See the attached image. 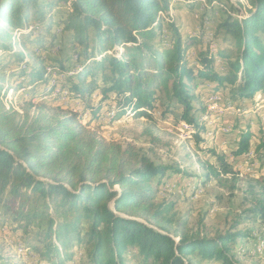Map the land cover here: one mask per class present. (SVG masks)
Masks as SVG:
<instances>
[{
    "label": "trees",
    "instance_id": "1",
    "mask_svg": "<svg viewBox=\"0 0 264 264\" xmlns=\"http://www.w3.org/2000/svg\"><path fill=\"white\" fill-rule=\"evenodd\" d=\"M171 1L0 0V51H13L6 41L28 27L32 7L42 23L54 9L64 8L59 23L76 45L70 74L64 63L47 64L40 56L35 62L28 60L27 42L40 51L43 41H26L33 31L20 37L24 49L10 56L14 75L21 78L15 89L23 88L28 96L20 109L6 108L0 79V211L39 253L40 264H67L74 258L75 245L84 248L85 264H196V259L240 264L237 247L248 233L209 237L189 234L180 224L175 233L169 227L174 206L157 202L154 182L161 183L168 173H181L178 166L157 164L129 145L101 138L81 122L79 112L64 108L53 97L60 86L70 102L85 106L99 90L101 100L92 111L101 115L112 101L116 108L112 118L128 108L149 113L161 99L168 111H181L180 119L197 128L199 139L203 126L192 113L193 84H216L215 92L227 84L232 99L241 101L264 90V0H247L251 6L247 16L239 19L227 12L217 26L224 41L232 40L238 50L235 59L218 52L228 60L225 71L215 68L216 55L209 49L198 54V65H190L188 41L173 22H167L170 46L157 40L163 21L159 13L167 12ZM10 63L0 60V71L12 67ZM48 66L62 76L55 84ZM38 97L43 100L34 102ZM49 98L58 105L47 103ZM250 140V131L242 132L235 154L248 152ZM262 148L264 141L256 152ZM217 159L221 169L208 166L214 176L231 172L224 156ZM249 212L264 220V203Z\"/></svg>",
    "mask_w": 264,
    "mask_h": 264
},
{
    "label": "rangeland",
    "instance_id": "2",
    "mask_svg": "<svg viewBox=\"0 0 264 264\" xmlns=\"http://www.w3.org/2000/svg\"><path fill=\"white\" fill-rule=\"evenodd\" d=\"M211 1L172 0L168 11L159 13V18L163 21L160 23L161 35L157 40L162 46H170L171 32L167 22H173L183 40L188 41L185 45L188 46L187 59L190 65H198V54L209 49L216 55L215 68L225 71L228 60L218 52L225 51L235 59L238 50L232 40L224 41L222 34L217 31V26L227 17V12L241 19L249 14L251 6L247 0ZM62 9L64 10L54 9L52 17L48 15L42 23L32 7L28 27L15 31L14 37L7 39L6 43L13 46V51H0V60L10 59L12 66L14 59L10 56L24 49L20 44V37L33 31L32 37H24L25 40L39 38L43 41V46L39 51L27 42V59L35 62V58L40 56L47 64L51 61L64 63L72 74L76 45L63 33L60 26L59 21L65 12ZM51 20L52 28L48 31L47 26ZM155 25L156 23L153 26ZM261 35L264 37V33ZM93 44L91 42V46ZM14 70L12 66L0 71V79L3 80L2 101L7 109L12 106L20 109L24 99L28 97L23 88L16 91L15 87L21 78L14 75ZM47 71L51 72L52 84L56 83L58 77L62 79L59 71L52 70V66H48ZM89 81L90 79L87 82ZM215 85L200 81L191 87L195 96V109L192 113L199 125L203 126L199 139L196 137L197 128L190 125V128L186 127L187 123L180 119L181 111H168L166 103L160 101L161 99L157 100L155 108L149 113H137L128 108L122 116L112 118L116 110L112 101L104 105L101 115H98V112L95 115L92 111L93 106H97L101 100L102 94L99 90L93 93L85 106L80 101L70 102L65 92L60 93V86L54 91L53 97H58L64 108H73L74 112H79L81 122L95 130L101 138L123 146L129 145L157 164L174 165L182 170L181 173H168L161 183H158V180L154 182L158 188L157 202L174 206L170 213L172 223L169 224L173 232L180 224L185 232L200 236L215 237L237 231L248 233L237 247L241 252L237 254L239 263L264 264V254L261 256L255 253L254 239V236H264V220L253 218L249 212L257 203H264V148L258 153L255 151L264 141V90H259L251 100L241 101L232 99L229 85H224L217 92L213 91ZM158 94L164 98L163 92ZM216 96L221 97L217 107L212 102ZM113 98L115 101L116 97ZM42 100V97H38L34 102ZM48 100L50 105H58L51 98ZM228 102L242 111L233 110ZM33 111L34 109L31 114ZM246 130L251 133L249 151L254 152L250 155L251 159L247 158L248 155L235 154L241 134ZM218 155L225 157L231 172L221 173L216 177L208 166L222 168L217 159ZM15 226L16 224H13L8 216L1 215L0 211V264H40L39 253L25 240L22 231L15 232ZM31 239L33 242L37 241L36 235ZM176 239L179 240V237ZM72 251L75 253L74 258L67 264H85L84 248L75 245ZM128 258L131 261L133 259ZM195 262L219 264L199 259Z\"/></svg>",
    "mask_w": 264,
    "mask_h": 264
},
{
    "label": "bare ground",
    "instance_id": "3",
    "mask_svg": "<svg viewBox=\"0 0 264 264\" xmlns=\"http://www.w3.org/2000/svg\"><path fill=\"white\" fill-rule=\"evenodd\" d=\"M220 99L221 97L220 96H216V98H214V100H212V102L215 104V106L217 107L218 104L220 103ZM9 101V100H8ZM228 105L231 106V108H233V110L235 111H238V112H241L242 110L241 109H236L234 108L230 102H228ZM239 107V106H238ZM234 111V112H235ZM209 116V115H208ZM204 118V117H203ZM186 127H189V125L186 124ZM190 128V127H189ZM261 236V235H260ZM254 239H256V243H255V246H256V252L257 254L261 255V254H264V237H257V236H254ZM262 256V255H261Z\"/></svg>",
    "mask_w": 264,
    "mask_h": 264
},
{
    "label": "built area",
    "instance_id": "4",
    "mask_svg": "<svg viewBox=\"0 0 264 264\" xmlns=\"http://www.w3.org/2000/svg\"><path fill=\"white\" fill-rule=\"evenodd\" d=\"M255 151H256V150H255ZM253 153H254V152L250 150V151H248V152H246V153H244V154H242V155H248L247 158H248V159H251V158H250V155H253ZM252 159H253V158H252Z\"/></svg>",
    "mask_w": 264,
    "mask_h": 264
}]
</instances>
